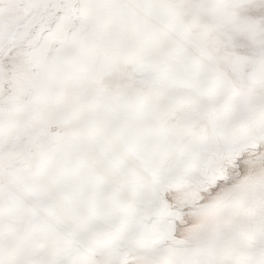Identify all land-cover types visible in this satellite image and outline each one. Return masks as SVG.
I'll list each match as a JSON object with an SVG mask.
<instances>
[{
	"label": "snow or ice",
	"instance_id": "snow-or-ice-1",
	"mask_svg": "<svg viewBox=\"0 0 264 264\" xmlns=\"http://www.w3.org/2000/svg\"><path fill=\"white\" fill-rule=\"evenodd\" d=\"M0 264H264V0H0Z\"/></svg>",
	"mask_w": 264,
	"mask_h": 264
}]
</instances>
